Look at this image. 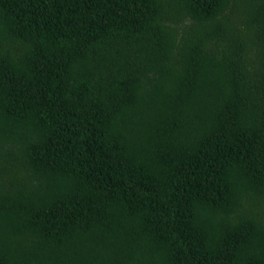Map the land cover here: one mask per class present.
I'll return each instance as SVG.
<instances>
[{"label":"trees","instance_id":"trees-1","mask_svg":"<svg viewBox=\"0 0 264 264\" xmlns=\"http://www.w3.org/2000/svg\"><path fill=\"white\" fill-rule=\"evenodd\" d=\"M0 264H264V0H0Z\"/></svg>","mask_w":264,"mask_h":264}]
</instances>
